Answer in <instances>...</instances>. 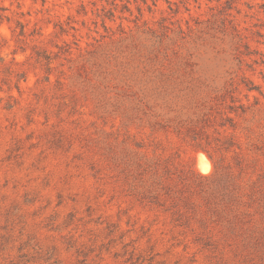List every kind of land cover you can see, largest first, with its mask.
I'll use <instances>...</instances> for the list:
<instances>
[{"label":"rangeland","instance_id":"obj_1","mask_svg":"<svg viewBox=\"0 0 264 264\" xmlns=\"http://www.w3.org/2000/svg\"><path fill=\"white\" fill-rule=\"evenodd\" d=\"M157 157L256 158L242 228L143 200ZM0 264H264V0H0Z\"/></svg>","mask_w":264,"mask_h":264},{"label":"trees","instance_id":"obj_2","mask_svg":"<svg viewBox=\"0 0 264 264\" xmlns=\"http://www.w3.org/2000/svg\"><path fill=\"white\" fill-rule=\"evenodd\" d=\"M125 8L130 10L128 5H125ZM138 9L141 12V8ZM104 26L106 27L105 22ZM45 59L49 61V64L51 63L52 58L50 56L45 55ZM51 70L52 68L49 67L50 72ZM48 80L49 77L47 78ZM182 128L183 125H178L177 131L182 132ZM136 146L137 150L134 152L136 161L134 164L138 168H143L142 158L145 155L142 149H144L145 145L136 143ZM256 162V158H253L251 162H245V159L239 157L237 161V166L239 167L238 173L230 167L229 171L222 174L203 175L201 177L210 186L208 187L204 183H201L192 189L191 187H186V175L182 170L174 168L173 164H170L167 159L157 157L151 165L144 169L146 173L151 172V185L149 188L139 192L143 195L142 199L147 202H170L169 209L173 210V214L179 219L186 218V202L187 204L188 202L210 203V211L215 215H219L220 210L223 208L228 210L225 222L230 228H242L244 216L250 215L249 211L245 210L244 207L249 202H255L257 189L256 181H251L244 185L241 177L242 173L248 168H255ZM194 195L200 197L199 200H194ZM218 197L221 198L223 205L222 203L220 204ZM188 208L195 211L196 205L193 204ZM201 221L205 226L208 225V220L205 218L201 219Z\"/></svg>","mask_w":264,"mask_h":264},{"label":"bare ground","instance_id":"obj_3","mask_svg":"<svg viewBox=\"0 0 264 264\" xmlns=\"http://www.w3.org/2000/svg\"><path fill=\"white\" fill-rule=\"evenodd\" d=\"M200 154V153H199ZM206 158V157H205ZM204 156H200L199 158V166L200 169L204 172L208 171L210 164H208L205 160ZM208 160V159H207Z\"/></svg>","mask_w":264,"mask_h":264}]
</instances>
